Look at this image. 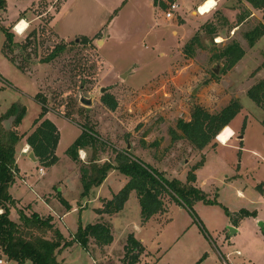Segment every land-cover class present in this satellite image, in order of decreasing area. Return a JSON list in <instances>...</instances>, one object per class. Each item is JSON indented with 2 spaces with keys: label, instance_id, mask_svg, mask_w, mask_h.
I'll use <instances>...</instances> for the list:
<instances>
[{
  "label": "rangeland",
  "instance_id": "rangeland-1",
  "mask_svg": "<svg viewBox=\"0 0 264 264\" xmlns=\"http://www.w3.org/2000/svg\"><path fill=\"white\" fill-rule=\"evenodd\" d=\"M203 1L177 0L174 18H168V8L155 6L153 0H7L0 11V117L13 106L25 107L19 131L26 135L16 147L21 171L10 188L18 213L53 214L68 240L80 225H112L111 244L101 246L91 239L85 249L74 243L57 250L60 264H129L132 254H126V247L131 234L145 247L135 264H264V110L247 95L245 77L224 70V60L215 57L233 40L247 47L245 33L264 21V15L260 12V18L238 23L234 34V25L252 5L247 0H221L210 13L193 14ZM221 15L229 24L218 35L202 33L205 23L216 22ZM23 19L27 29L19 34L17 25ZM2 26L14 34V45L6 46ZM198 31L205 47L186 51ZM27 38L29 46L16 47ZM82 38L91 41L84 43ZM61 43L66 51L50 63L42 62ZM244 60L248 72L260 58L249 54ZM106 93L115 96L117 109L102 102ZM38 94L46 98V116L60 131L58 162L48 167L21 153L44 109ZM81 95L93 104L83 105ZM238 96L244 108L231 122L239 129L232 140L234 131L225 141L221 138L230 126L204 150L193 149L181 136L177 122L189 120L195 105L218 112ZM13 118L4 121L7 134ZM83 124L99 133L96 154L101 162L117 165V154L128 150L166 179L186 182L189 171L205 157L197 170V186L220 205L198 201L191 209L164 196L168 212L143 223L133 192L123 215H99L96 209L114 198L128 178L112 170L100 187L82 197L81 164L68 149L82 134ZM171 130L179 137L174 139ZM93 152L81 150L82 162H88ZM241 209L256 211L257 216L240 220V229L231 232L228 227ZM111 220H116L115 227ZM0 257L5 264H20L4 254Z\"/></svg>",
  "mask_w": 264,
  "mask_h": 264
},
{
  "label": "trees",
  "instance_id": "trees-1",
  "mask_svg": "<svg viewBox=\"0 0 264 264\" xmlns=\"http://www.w3.org/2000/svg\"><path fill=\"white\" fill-rule=\"evenodd\" d=\"M253 8L264 10V0H247ZM7 0H0V11L6 7ZM154 5L163 9L169 8V4L177 0H153ZM239 17L238 23H241L248 11ZM229 24L227 16H219L216 22L205 23L201 29L208 37L218 35L221 27ZM3 28L7 37L6 46L14 45V34L6 27ZM198 31L189 43L186 44V51L190 52L195 46L205 47L203 35ZM264 35V24L260 23L252 30L245 33V38L250 47H253ZM84 43H89V38H82ZM30 44V38L25 42L18 44L21 47H27ZM66 51L65 43L58 44L42 60L44 63H50L56 60ZM187 53V52H186ZM245 50L241 44L233 40L227 44L219 53L215 55L218 60H224V70L234 68L245 56ZM193 54H190V56ZM214 76L218 77V75ZM247 95L264 110V80L253 85ZM37 99L43 104L44 109L40 116L35 120L32 131L27 134V143L32 152L38 159V164L42 166H52L58 162L56 149L60 140V131L56 124L46 115L48 108L45 97L37 95ZM111 110L118 107V101L111 93H106L101 98ZM243 105L240 99H232L225 107L218 112H211L202 105L193 107L191 118L189 120L179 119L177 127L182 131V137L185 138L195 150H204L209 145L216 142L220 132L234 120L242 111ZM25 114V107L18 109L13 106L9 111L0 117V250L9 260L20 264H60L56 259L57 250L79 243L85 249L89 248L90 240L94 239L101 246L109 245L113 242L114 236L112 225L105 222L80 225L71 240L60 232L55 223L53 215L41 216L37 212L30 215L23 210L19 212V221L11 218L12 205L15 201L10 194V187L16 182L19 175V168L16 159V147L24 138L19 131V126ZM70 113L68 117H70ZM13 118V127L6 133L4 121ZM264 126V119L262 121ZM82 134L69 147V156L77 163H80L81 179L83 184L82 197L89 196L94 188H98L106 180L112 170H119L124 174L128 181L124 187L110 200H104L103 206L97 208L99 215H115L121 212L128 202L131 193L134 191L141 206L142 222L146 223L153 216L159 213L168 212L169 204L163 198L170 197L172 201L193 208L198 201H203L209 205H220L217 198H210L209 194L197 186L196 171L205 164L203 157L189 171L187 181L182 182L178 178L166 179L161 172L146 164L141 159L135 157L131 151L125 150L119 152L116 157L117 165L110 161L101 162L97 157V144L101 141L99 133L86 124L82 125ZM173 138H178V134L171 130ZM93 149L88 162H82L80 151ZM61 202L70 208L69 202L60 198ZM226 213H231L225 208ZM256 217V211L241 209L235 219L234 225L247 217ZM126 254H132L129 264H135L139 260L140 254L144 251V245L133 235L129 236ZM138 253H135V252Z\"/></svg>",
  "mask_w": 264,
  "mask_h": 264
},
{
  "label": "crops",
  "instance_id": "crops-1",
  "mask_svg": "<svg viewBox=\"0 0 264 264\" xmlns=\"http://www.w3.org/2000/svg\"><path fill=\"white\" fill-rule=\"evenodd\" d=\"M205 2V0L203 1V3ZM221 2V0H218V3H217V5L219 4ZM203 3H202V5H201V10H202V8H203ZM179 5V4H178ZM200 5V4H199ZM198 5V6H199ZM249 10H248V16H246L245 17V19L241 22V23H243L245 20H248L250 17H254V18H260V15L261 14H259L260 12H262L263 14L262 15H264V10H257V9H255V8H248ZM202 12L203 13H205V12H207V11H203L202 10ZM194 13H197L196 12V10H194L193 11V14ZM198 15V14H197ZM240 23V24H241ZM260 23H263L264 24V21L262 20L261 22L259 21V23L258 24H260ZM257 24V25H258ZM257 25H255L253 28H255ZM252 28V29H253ZM240 29V28H239ZM252 29H250V30H252ZM249 30V31H250ZM238 31V25H237V23H236V25H234V27H233V30H232V33H234V34H236V32ZM248 32V31H247ZM233 34V35H234ZM246 39V38H245ZM240 43V42H239ZM241 44V46L244 48V50H245V56L242 58V60L234 67V68H232V70L231 71H238V73H239V75L241 74L243 77H245V81H246V84L245 83H243L244 85V87H245V85H246V87H247V91L253 86V85H255V84H257L258 82H260V81H262V80H264V35L261 37V39H259L258 40V42L253 46V47H250L249 46V44H248V42H247V47H245L244 45V42H241L240 43ZM249 54H251V55H253V56H255V57H259L260 58V60H259V63H258V65L255 67V68H253L252 70H249L248 72H246L245 70H246V66H244L243 65V63H244V59L246 58V56H248ZM217 85L219 86V83H217ZM238 98H239V96H238ZM228 103H229V101H228ZM227 103V104H228ZM226 104V105H227ZM226 105H224L223 107H225ZM258 107H260V106H258ZM244 108V107H243ZM261 108V107H260ZM262 109V108H261ZM219 110H221V109H219ZM243 110V109H242ZM263 121V120H262ZM232 129H233V131H234V135L232 136V138L230 139V140H232L234 137H236L237 136V134H238V132H239V129H238V131L231 125V123H230V125H229ZM245 127H246V125H244ZM244 127V128H245ZM243 128V127H242ZM245 132V131H244ZM239 138L241 139V140H243V138H244V133H241L240 135H239ZM229 140V141H230ZM219 141V140H218ZM228 141V142H229ZM220 142V141H219ZM221 143V142H220ZM222 145H227V143H225V144H223V143H221ZM19 145V144H18ZM21 153L22 154H27L28 156H29V158H30V155H31V153H32V150H31V148H30V145L26 142L25 143V145L23 146V148L21 149ZM31 159V158H30ZM32 160V159H31ZM33 161V160H32ZM17 162H18V156H17ZM34 162V161H33ZM34 163H38V162H34ZM18 165V164H17ZM19 171H21V169H19ZM42 173H43V170H42ZM196 174H197V171H196ZM19 175H20V172H19ZM22 180H23V182H25V184H27V181L25 180V179H23L22 178ZM128 181V180H127ZM197 181H198V175H197ZM12 187V186H11ZM10 187V188H11ZM134 192V191H133ZM132 192V193H133ZM131 193V194H132ZM10 194L12 195V197H13V199H14V201H15V205H12L11 207H10V211H11V218L14 220V221H19V213H18V209H19V207L17 206V202H16V198L13 196V194L10 192ZM131 196V195H130ZM130 199V198H129ZM129 201V200H128ZM62 203V202H61ZM70 204V203H69ZM127 205H128V202L126 203V205H125V207H124V209L120 212V213H118V217L119 216H121V215H123L124 213H125V211H126V209H127ZM70 206H71V204H70ZM69 211L70 210H72V208L71 209H68ZM26 214H28V215H30L31 213H33V212H30L29 213V211H25V210H23ZM14 213H16L17 215L15 216V217H13V214ZM38 213V212H37ZM40 214V213H39ZM41 215V214H40ZM49 215H53V214H49ZM41 216H44V215H41ZM54 216V215H53ZM118 217H115V218H118ZM114 218V219H115ZM115 221L116 220H111V222L114 224V227H115ZM231 226H234L236 229H240V226L239 225H234V224H231Z\"/></svg>",
  "mask_w": 264,
  "mask_h": 264
},
{
  "label": "built area",
  "instance_id": "built-area-1",
  "mask_svg": "<svg viewBox=\"0 0 264 264\" xmlns=\"http://www.w3.org/2000/svg\"><path fill=\"white\" fill-rule=\"evenodd\" d=\"M203 4H205V2L203 3ZM202 5V4H201ZM201 5H199L198 7H197V13L198 14H200V15H205V14H208V13H210L214 8H212V9H210L209 11H207V12H205V13H203L201 10H200V8H201ZM178 3L177 2H172V3H170L169 4V8H168V11L166 12V16L168 17V18H174V16H175V10L176 9H178ZM15 29H16V26H15ZM17 31V30H16ZM18 32V31H17ZM19 33V32H18ZM20 34V33H19ZM23 34V33H22ZM41 173H42V169H41ZM0 254H2L1 253V250H0ZM0 264H5L4 263V261H3V259H2V257H0Z\"/></svg>",
  "mask_w": 264,
  "mask_h": 264
},
{
  "label": "water",
  "instance_id": "water-1",
  "mask_svg": "<svg viewBox=\"0 0 264 264\" xmlns=\"http://www.w3.org/2000/svg\"><path fill=\"white\" fill-rule=\"evenodd\" d=\"M77 41H78V40H77ZM218 71H219V70H216L215 72L218 73ZM125 76H126V75H125ZM102 92H103V93L106 92V88H102ZM80 102H81L83 105H87V106H90V105L93 104L92 99L87 98V97H85L84 95H81V97H80ZM30 158H31L34 162H38V159L35 157V155H34L33 152L31 153ZM228 228H229V230H230L231 232H236V231H237V229H236L234 226H231V225H230Z\"/></svg>",
  "mask_w": 264,
  "mask_h": 264
},
{
  "label": "bare ground",
  "instance_id": "bare-ground-1",
  "mask_svg": "<svg viewBox=\"0 0 264 264\" xmlns=\"http://www.w3.org/2000/svg\"><path fill=\"white\" fill-rule=\"evenodd\" d=\"M203 6H204V4H203ZM208 11H209V10H208ZM27 25H28V22H27L25 19L21 20V21L18 23V25H17L18 32H19V33H24L25 30L27 29ZM226 131H227V134L221 136V138H222L223 141H225V139H226L228 136H230V134H232V131H233V130H232L230 127H227Z\"/></svg>",
  "mask_w": 264,
  "mask_h": 264
},
{
  "label": "clouds",
  "instance_id": "clouds-1",
  "mask_svg": "<svg viewBox=\"0 0 264 264\" xmlns=\"http://www.w3.org/2000/svg\"><path fill=\"white\" fill-rule=\"evenodd\" d=\"M218 3V0H205V4L203 6V11H208L214 8Z\"/></svg>",
  "mask_w": 264,
  "mask_h": 264
}]
</instances>
